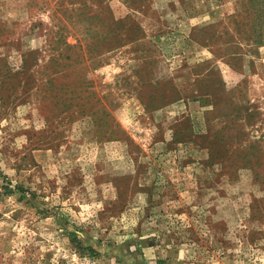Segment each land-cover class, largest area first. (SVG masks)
Here are the masks:
<instances>
[{
  "label": "rangeland",
  "instance_id": "1",
  "mask_svg": "<svg viewBox=\"0 0 264 264\" xmlns=\"http://www.w3.org/2000/svg\"><path fill=\"white\" fill-rule=\"evenodd\" d=\"M0 264H264V0H0Z\"/></svg>",
  "mask_w": 264,
  "mask_h": 264
}]
</instances>
